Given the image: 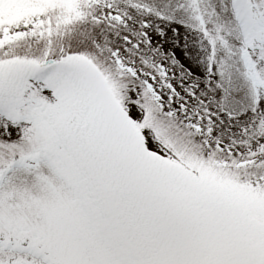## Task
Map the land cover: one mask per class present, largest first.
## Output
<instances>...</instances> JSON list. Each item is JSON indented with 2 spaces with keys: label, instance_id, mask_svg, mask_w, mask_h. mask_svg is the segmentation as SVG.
<instances>
[{
  "label": "snow or ice",
  "instance_id": "6c2138e0",
  "mask_svg": "<svg viewBox=\"0 0 264 264\" xmlns=\"http://www.w3.org/2000/svg\"><path fill=\"white\" fill-rule=\"evenodd\" d=\"M0 264H264V0H0Z\"/></svg>",
  "mask_w": 264,
  "mask_h": 264
}]
</instances>
